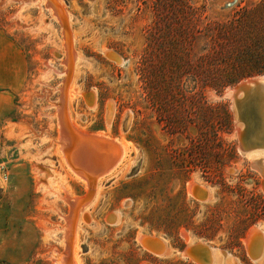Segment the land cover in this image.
<instances>
[{
	"label": "rangeland",
	"instance_id": "rangeland-1",
	"mask_svg": "<svg viewBox=\"0 0 264 264\" xmlns=\"http://www.w3.org/2000/svg\"><path fill=\"white\" fill-rule=\"evenodd\" d=\"M0 30L29 71L0 113V264H61L67 252L80 264H200L184 255L197 244L260 264L246 239L264 232V171L238 126L264 162L262 121L247 109L237 124L233 89L264 77V0H0ZM63 89L67 133L124 154L92 188L64 146ZM147 236L170 253L148 251Z\"/></svg>",
	"mask_w": 264,
	"mask_h": 264
},
{
	"label": "bare ground",
	"instance_id": "bare-ground-1",
	"mask_svg": "<svg viewBox=\"0 0 264 264\" xmlns=\"http://www.w3.org/2000/svg\"><path fill=\"white\" fill-rule=\"evenodd\" d=\"M50 2H54V0H50ZM57 9H59L57 10L58 13L62 12L60 8H57ZM257 80H260V81L264 80V77L254 79V80H249L243 83L257 81ZM65 91L66 89H63L62 105L61 107H59L60 108V111H59L60 121H61V125H62L63 132H64V138L63 137L62 138L68 140V142L65 140L68 145H64V146H68L67 151L70 154L68 155V157L72 165V168L74 169V171H76V174L78 176H80L82 179L86 181L85 182L86 185L88 184L90 188H92V185L95 183V181L98 178H100L104 174H107L108 172L111 173L113 169L120 163L121 161L120 158H121V153H122L121 147L119 146V144H117L116 141L110 138L103 137V136L90 135L88 133L75 129L74 127H71L72 129H70V131L68 132L70 134H68L67 131L69 130L68 128H70V122H69V119H67L65 116L66 115L65 111L67 109ZM233 92H234V89H233ZM84 96L86 97L87 101H91V102L93 101L92 94L88 93V94H85ZM238 96L239 98H241L242 94H238ZM263 105H264V102L262 103L260 102V100L250 101V98H249L240 107L241 113L245 114L244 112L247 109H251L250 112L252 113V117H254L255 119L258 117L262 121L260 123L261 128L259 130V134L257 135V137H255V140H257L256 142H258V144H255L254 147L256 146L264 147V108H263ZM241 119H237V124L239 123ZM238 131H246V129H242L241 127L238 126ZM246 133L248 137L250 138L251 136L250 132L246 131ZM73 136L75 138V142L71 144L70 141ZM69 147H71V150L73 149L72 151H75V152L72 153V151L69 150ZM122 151L123 152L126 151V146L123 145ZM248 151L249 149L247 150L246 153L245 152L243 153L252 160L253 165L257 169H259L261 172L264 171L263 160L253 158L254 157L253 152L249 154ZM65 153L67 152L65 151ZM71 154L74 158L71 157ZM102 178L103 177H101L100 179ZM190 192H192L195 195V197H198L201 199H203L207 193L205 189H201L198 186H194L193 184L190 185ZM255 232H258L256 228H252L250 230L248 237L246 239L247 243L250 241V237ZM261 234H262L261 236L262 245L261 247H259L258 250H256V252L259 251V255L254 260H257L258 263L260 264H264V234L263 233ZM139 241L148 251L156 255H166L170 253L169 247L164 243L163 240L159 238H156L153 236H147L144 238H140ZM208 249L210 252V258H209L208 264H225L226 260H228V262L232 260L231 259L232 256L226 252H223L221 250L214 249L211 247H208ZM185 254L186 252H184V255ZM222 254H224L223 255L224 257L226 256L225 260L223 259V257H221ZM200 261L202 262V260ZM61 264H80V262L77 260L75 256L74 258H72L71 254L67 252V254L61 258Z\"/></svg>",
	"mask_w": 264,
	"mask_h": 264
},
{
	"label": "crops",
	"instance_id": "crops-1",
	"mask_svg": "<svg viewBox=\"0 0 264 264\" xmlns=\"http://www.w3.org/2000/svg\"><path fill=\"white\" fill-rule=\"evenodd\" d=\"M28 75L23 51L6 31L0 30V113L12 105L15 95L25 90ZM197 256L202 259L205 254L198 252Z\"/></svg>",
	"mask_w": 264,
	"mask_h": 264
},
{
	"label": "water",
	"instance_id": "water-1",
	"mask_svg": "<svg viewBox=\"0 0 264 264\" xmlns=\"http://www.w3.org/2000/svg\"><path fill=\"white\" fill-rule=\"evenodd\" d=\"M238 94H242V97L239 98ZM249 98H250V101L260 100V102L262 103L264 102V80L251 81V82H247L243 84L240 83L234 88L233 100H234L235 108L238 113V119H241L242 114H243L241 113V108H240L241 105L245 101H247ZM243 123L247 131L248 123L245 121H243ZM246 131H238L239 137H240V143H241V150L242 152H245V153L247 152L248 149H250L253 146L251 136L249 138ZM73 142H75L74 136L71 138L70 143L73 144ZM68 155L70 154L68 153ZM90 194H92V192L89 191L87 196H89ZM88 198L89 197H87L86 199H82L80 201L79 203L80 205L78 206V209L83 205V203L86 200H88ZM184 252H186L185 255L187 257H190L196 263L208 264L209 262L210 252H209L208 247L204 244H197L190 249H186ZM198 252H202L203 254H205V257L200 259L197 256ZM200 260H202V262Z\"/></svg>",
	"mask_w": 264,
	"mask_h": 264
},
{
	"label": "flooded vegetation",
	"instance_id": "flooded-vegetation-1",
	"mask_svg": "<svg viewBox=\"0 0 264 264\" xmlns=\"http://www.w3.org/2000/svg\"><path fill=\"white\" fill-rule=\"evenodd\" d=\"M264 233L262 231L255 232L251 237H250V241L248 242V244L246 245V249H248V255L249 257L255 262V258L258 257L259 255V251L256 252V250L259 249V247H261V239H262V234ZM248 237V236H247Z\"/></svg>",
	"mask_w": 264,
	"mask_h": 264
},
{
	"label": "built area",
	"instance_id": "built-area-1",
	"mask_svg": "<svg viewBox=\"0 0 264 264\" xmlns=\"http://www.w3.org/2000/svg\"><path fill=\"white\" fill-rule=\"evenodd\" d=\"M0 158H1V154H0ZM0 177L3 179V180H7L8 179V174H7V171H6V167L0 163Z\"/></svg>",
	"mask_w": 264,
	"mask_h": 264
}]
</instances>
